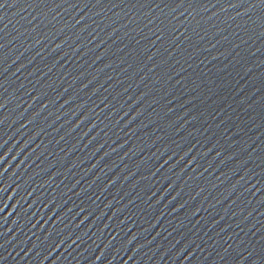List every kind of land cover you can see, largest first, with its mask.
Here are the masks:
<instances>
[{
  "label": "water",
  "instance_id": "95a60500",
  "mask_svg": "<svg viewBox=\"0 0 264 264\" xmlns=\"http://www.w3.org/2000/svg\"><path fill=\"white\" fill-rule=\"evenodd\" d=\"M0 264H264V0H0Z\"/></svg>",
  "mask_w": 264,
  "mask_h": 264
}]
</instances>
